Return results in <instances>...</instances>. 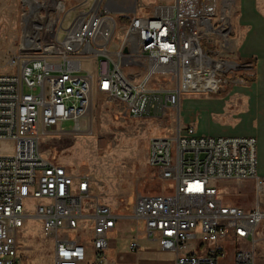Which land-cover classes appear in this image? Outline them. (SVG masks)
I'll return each instance as SVG.
<instances>
[{
  "label": "built area",
  "instance_id": "obj_1",
  "mask_svg": "<svg viewBox=\"0 0 264 264\" xmlns=\"http://www.w3.org/2000/svg\"><path fill=\"white\" fill-rule=\"evenodd\" d=\"M34 1V13L23 5L20 45L8 60L13 72L0 73V142L11 143V152L0 154V264H20L17 238L27 219L39 221L54 241L53 264H103L109 233L122 219L143 221L146 239L173 251L174 264H217L228 235L248 242L235 248L233 263L254 264L264 205L245 210L227 204L218 184H258L256 137L202 135L179 122L171 135L151 137L147 164L171 192L136 193L125 216L104 204L90 209L89 177L70 173L39 150L52 131L80 133L94 95L116 102L124 116L164 126L184 95L217 94L250 74L251 62L222 57L215 47L229 38L225 4L158 0L149 14H132L121 25L115 12L131 8L115 0H82L73 9L64 0ZM67 121L72 126L63 130ZM85 224L89 245L70 237ZM197 240L211 248L186 252ZM138 247L136 238L128 245L131 252Z\"/></svg>",
  "mask_w": 264,
  "mask_h": 264
},
{
  "label": "rangeland",
  "instance_id": "obj_2",
  "mask_svg": "<svg viewBox=\"0 0 264 264\" xmlns=\"http://www.w3.org/2000/svg\"><path fill=\"white\" fill-rule=\"evenodd\" d=\"M29 1L0 0V73L13 72V69L8 65V60L19 48L22 36L23 5ZM64 1H66L68 9H73L82 0ZM115 1L125 8H131V12L121 14H118L116 8H113V11H116V23L123 25L128 21L123 22L122 18L129 19L132 14H149L158 0ZM221 1L227 10L229 38L224 45L216 43L215 47L219 49L222 57L233 58L231 42L235 35L234 26L239 13V0ZM257 6L261 14L264 15V0H257ZM72 15V11H70L64 28L68 26ZM121 35V32L117 30L116 39H120ZM239 60L252 63L253 59ZM82 65L90 70L93 69L92 66L89 67V62L85 61ZM252 73L253 71L250 74ZM241 82L252 84L241 80L227 85L217 94H186L182 98L226 97ZM177 112L178 110L171 112L164 126H161L160 122L156 120L132 119L124 116L116 102L94 95L91 99L89 112L81 121L83 130L75 135L52 131L42 136L39 150L44 158L64 165L70 173L89 177L91 199L87 204L90 209H93L96 204H104L111 207L119 216H125L132 207L136 193L163 194L171 192L170 184L165 180H159L156 170L147 164V152L148 141L151 137L171 135L177 122L181 126H186L180 122ZM192 112L196 116L200 114L198 110ZM71 126L72 122L70 121L62 125L63 130H67ZM10 152L11 143L0 142V154H9ZM261 167V173L258 169L259 186L256 185L257 179L239 183L234 181L219 183L223 201L245 210L253 208L258 202L264 205V163ZM90 232L89 224H85L70 237L81 238L82 242L89 245ZM143 234V221L135 222L122 219L116 227V231L109 235L110 245L108 248L114 246V250L111 253L105 252L104 258L114 264L112 260L116 253L122 246L128 245L130 237ZM17 241L20 264H53L54 241L44 235L39 221L27 219L25 226L19 232ZM224 255L226 254L224 253ZM262 255L264 254L261 253L258 245L254 264L258 263L257 260L260 257H264ZM131 264L172 263L164 255L156 253L151 243L140 240V247Z\"/></svg>",
  "mask_w": 264,
  "mask_h": 264
},
{
  "label": "crops",
  "instance_id": "obj_3",
  "mask_svg": "<svg viewBox=\"0 0 264 264\" xmlns=\"http://www.w3.org/2000/svg\"><path fill=\"white\" fill-rule=\"evenodd\" d=\"M238 7L239 13L234 26L235 35L231 42V53L236 59L250 58L255 60L256 81L252 84L243 82L237 84L235 90L226 97L181 98L177 113L181 123L195 127L197 132L202 135H250L256 137L258 142V169L261 173V166L264 163V15L258 10L257 0H239ZM194 110H198L200 114L196 116L192 112ZM115 231L116 228L109 235ZM135 238H139V247L140 240L149 242L153 245L156 253L164 255L174 264L176 254L173 251L162 250L156 241H148L144 234L130 237L129 243ZM257 238L261 253L264 254V234L259 231ZM128 245L122 246L116 253L112 260L114 264H131L135 260V254L138 250L131 252ZM247 246V241L235 240L231 235H228L227 239L222 242L226 255L221 257L217 264H234L235 248ZM210 248L209 245L202 244L198 240L189 241L186 252L201 255ZM112 250H114V246H110L102 253L103 264H111L104 258V254L105 252L111 253ZM257 261V264H264V257H260Z\"/></svg>",
  "mask_w": 264,
  "mask_h": 264
},
{
  "label": "trees",
  "instance_id": "obj_4",
  "mask_svg": "<svg viewBox=\"0 0 264 264\" xmlns=\"http://www.w3.org/2000/svg\"><path fill=\"white\" fill-rule=\"evenodd\" d=\"M128 20H129L128 18H122V21H123V22H124V21L126 22V21H128ZM255 68H256V62H255V60H252V71H253V73H252V74L242 75V76L240 77V79H241L242 81L247 82V83H254V82L256 81V75H255V73H254Z\"/></svg>",
  "mask_w": 264,
  "mask_h": 264
},
{
  "label": "bare ground",
  "instance_id": "obj_5",
  "mask_svg": "<svg viewBox=\"0 0 264 264\" xmlns=\"http://www.w3.org/2000/svg\"><path fill=\"white\" fill-rule=\"evenodd\" d=\"M27 4H29L31 6L32 9V13H34L36 11V9L38 8L37 4L35 3L34 0H30L29 2H27ZM111 8H117V5L115 3H109Z\"/></svg>",
  "mask_w": 264,
  "mask_h": 264
}]
</instances>
